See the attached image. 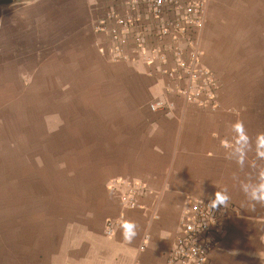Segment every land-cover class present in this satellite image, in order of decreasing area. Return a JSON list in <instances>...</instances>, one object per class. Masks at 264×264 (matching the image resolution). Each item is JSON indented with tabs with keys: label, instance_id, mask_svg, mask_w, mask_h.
<instances>
[{
	"label": "crops",
	"instance_id": "crops-1",
	"mask_svg": "<svg viewBox=\"0 0 264 264\" xmlns=\"http://www.w3.org/2000/svg\"><path fill=\"white\" fill-rule=\"evenodd\" d=\"M109 4L0 0V264H167L188 199L217 192L232 210L209 264H264V202L251 199L264 0H210L200 46L215 110L168 92L158 64L110 61L96 32Z\"/></svg>",
	"mask_w": 264,
	"mask_h": 264
},
{
	"label": "built area",
	"instance_id": "built-area-1",
	"mask_svg": "<svg viewBox=\"0 0 264 264\" xmlns=\"http://www.w3.org/2000/svg\"><path fill=\"white\" fill-rule=\"evenodd\" d=\"M210 0H110L96 32L108 41L105 55L114 63L156 65L168 79V92L188 104L215 110L219 81L205 67L200 42ZM162 108V107H161ZM210 199H188L181 217V236L167 264H209L227 235L232 207L210 206ZM110 227L108 236L113 235Z\"/></svg>",
	"mask_w": 264,
	"mask_h": 264
},
{
	"label": "clouds",
	"instance_id": "clouds-1",
	"mask_svg": "<svg viewBox=\"0 0 264 264\" xmlns=\"http://www.w3.org/2000/svg\"><path fill=\"white\" fill-rule=\"evenodd\" d=\"M233 131L236 133V138L238 141H247L248 137L244 132L243 125L241 123H236L232 126ZM257 143L260 147H264V133L259 134L256 137ZM226 147L228 146V142H222ZM259 156L264 157V152H259ZM227 196L222 195L221 193L217 192L215 194L214 200L210 202V206L212 208H216L217 205H222L227 201ZM251 199L257 203L264 202V181H261L255 190L251 193ZM120 228L122 230V235L124 240L131 241L135 235V224L129 221H123L120 224Z\"/></svg>",
	"mask_w": 264,
	"mask_h": 264
}]
</instances>
